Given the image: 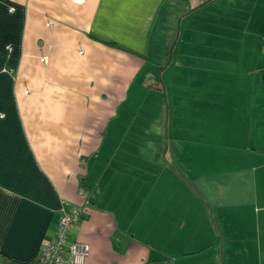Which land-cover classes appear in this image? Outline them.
<instances>
[{
    "label": "crops",
    "instance_id": "1",
    "mask_svg": "<svg viewBox=\"0 0 264 264\" xmlns=\"http://www.w3.org/2000/svg\"><path fill=\"white\" fill-rule=\"evenodd\" d=\"M263 28L264 0H0V264L75 205L83 264H264Z\"/></svg>",
    "mask_w": 264,
    "mask_h": 264
},
{
    "label": "built area",
    "instance_id": "2",
    "mask_svg": "<svg viewBox=\"0 0 264 264\" xmlns=\"http://www.w3.org/2000/svg\"><path fill=\"white\" fill-rule=\"evenodd\" d=\"M86 205H75L68 212L61 210L57 229L52 239H46L34 264H83L88 255V245L70 241V234L79 222Z\"/></svg>",
    "mask_w": 264,
    "mask_h": 264
},
{
    "label": "rangeland",
    "instance_id": "3",
    "mask_svg": "<svg viewBox=\"0 0 264 264\" xmlns=\"http://www.w3.org/2000/svg\"><path fill=\"white\" fill-rule=\"evenodd\" d=\"M253 12V10L251 11V13ZM257 14H258V11H255V14H254V18L257 16ZM264 29V28H263ZM251 30H252V27H251ZM169 59V58H168Z\"/></svg>",
    "mask_w": 264,
    "mask_h": 264
},
{
    "label": "trees",
    "instance_id": "4",
    "mask_svg": "<svg viewBox=\"0 0 264 264\" xmlns=\"http://www.w3.org/2000/svg\"><path fill=\"white\" fill-rule=\"evenodd\" d=\"M32 264H34V261L32 262Z\"/></svg>",
    "mask_w": 264,
    "mask_h": 264
}]
</instances>
